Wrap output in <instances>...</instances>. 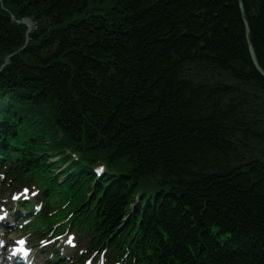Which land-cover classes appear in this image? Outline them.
<instances>
[{"label": "trees", "instance_id": "obj_1", "mask_svg": "<svg viewBox=\"0 0 264 264\" xmlns=\"http://www.w3.org/2000/svg\"><path fill=\"white\" fill-rule=\"evenodd\" d=\"M10 15L36 25L25 46ZM248 42L264 71V0H2L0 65L23 49L0 100L25 168L76 152L69 179L83 193L94 180L106 236L124 222L132 239L107 245L118 259L264 264V78ZM97 162L120 176L88 178ZM140 190L154 193L130 212Z\"/></svg>", "mask_w": 264, "mask_h": 264}, {"label": "snow or ice", "instance_id": "obj_2", "mask_svg": "<svg viewBox=\"0 0 264 264\" xmlns=\"http://www.w3.org/2000/svg\"><path fill=\"white\" fill-rule=\"evenodd\" d=\"M102 171V169H98L97 173L99 174ZM14 199H16V197H14ZM4 216H0V220H4ZM6 241L3 238H0V249L5 248L6 246ZM18 247H14L11 251H12V255H16L17 253H23L24 255H27V251L22 247V245L24 244L23 240H17L15 242Z\"/></svg>", "mask_w": 264, "mask_h": 264}, {"label": "water", "instance_id": "obj_3", "mask_svg": "<svg viewBox=\"0 0 264 264\" xmlns=\"http://www.w3.org/2000/svg\"><path fill=\"white\" fill-rule=\"evenodd\" d=\"M24 22H27V21H24ZM27 24H28L29 28H31V23L27 22ZM248 53H249L250 59H251L253 65H254V67L264 77V74L260 71V69L258 68V66L256 64V61H255V58H254V54H253V51H252L250 46L248 47Z\"/></svg>", "mask_w": 264, "mask_h": 264}, {"label": "rangeland", "instance_id": "obj_4", "mask_svg": "<svg viewBox=\"0 0 264 264\" xmlns=\"http://www.w3.org/2000/svg\"><path fill=\"white\" fill-rule=\"evenodd\" d=\"M24 26H25V25H24ZM69 240H70V239H68L65 243L68 244ZM68 250H69V249H68Z\"/></svg>", "mask_w": 264, "mask_h": 264}]
</instances>
